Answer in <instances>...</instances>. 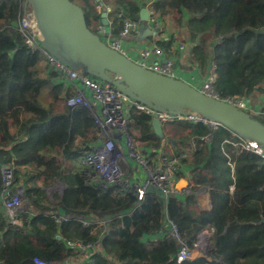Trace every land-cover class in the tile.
<instances>
[{"label": "trees", "instance_id": "obj_1", "mask_svg": "<svg viewBox=\"0 0 264 264\" xmlns=\"http://www.w3.org/2000/svg\"><path fill=\"white\" fill-rule=\"evenodd\" d=\"M24 1L0 0V264H264V160L230 130L173 121L162 124L159 136L151 116L128 110L127 133L149 165L164 158L183 169L178 178L188 190L182 198H165L148 185L139 200L117 182L101 183L74 168L104 138L90 110L67 105L75 90L60 82L40 50L26 44L19 27ZM70 1L99 37V4L111 9L115 37L125 19L142 22L148 2ZM149 9L159 23L156 45L171 58L175 44H189L190 64L203 76L215 66L220 98L264 96V0H154ZM167 24L179 33L164 39ZM3 168L13 170L12 189H23L17 225L4 214ZM122 168L131 179V167ZM48 189L55 190L52 201ZM204 195L208 207L200 204ZM205 231L211 235L203 255L179 261L182 247L199 250Z\"/></svg>", "mask_w": 264, "mask_h": 264}, {"label": "built area", "instance_id": "obj_2", "mask_svg": "<svg viewBox=\"0 0 264 264\" xmlns=\"http://www.w3.org/2000/svg\"><path fill=\"white\" fill-rule=\"evenodd\" d=\"M154 0H150L152 4ZM100 9V7H97ZM110 12L109 7L105 8ZM149 23L156 29L159 27L157 18L152 10H148ZM122 14L119 13V17ZM139 21L125 19L120 33L112 37L110 31L102 23L99 26L100 38L110 48L118 51L138 65L153 71L155 73L179 79L175 71L174 62L166 56V53L159 46L144 48L139 58H135L127 47L126 40L137 34L139 31ZM19 27L24 34L26 44L34 50H40L50 63L53 71L60 78V82L68 87L76 90V94L67 101L69 107L82 106L90 110L97 129L103 135L97 139V144L91 151L85 152L77 161L80 170L90 171L96 181L101 183H119L123 189L133 190L136 192L138 199H143L148 185H153L161 191L165 198L175 196L182 198L187 190H178L179 174L183 170L178 166L176 161H168L161 159L158 165H149V161L145 156L140 154V150L136 148L134 141L127 133V125L129 123L128 110L136 107L144 111L152 119H158L161 124L173 121H186L194 124H205L211 131L221 127L220 124L210 122L193 112H186L183 115H174L169 113H161L152 110L144 105L134 102L129 97L118 91L109 84H101L94 80L91 76H84L80 70H74L60 63L55 57L49 55L40 45V32L37 28L35 15L28 5L27 1L23 2V11L19 21ZM179 51H184L183 45L178 46ZM210 74L203 80L197 88L207 96L227 102L228 104L245 111L246 113L256 117L260 122H264V98L261 107L253 104L249 99L241 97H227L222 99L214 89L216 81L215 66L210 68ZM240 139V138H239ZM204 141L210 140V136L203 138ZM241 140L244 149L253 152L264 160V147L256 143ZM124 165H129L132 169L130 173L131 179H127V175L123 170ZM2 179L5 185V193L3 195V207L6 221L10 225L20 224L17 220V210L20 207L23 198V189H12L13 170L9 168L2 169ZM190 192V191H189ZM64 221L67 217H61ZM60 219H57L60 222ZM88 222H85L87 225ZM171 232L177 240L178 231L176 226L170 225ZM210 235L207 231L200 235L198 247L199 250L205 249L210 244ZM72 247V245L69 243ZM77 250L84 249L80 244L74 247ZM88 249V248H87ZM194 251H189L182 247L178 255L179 261L184 259H192ZM180 255L183 259L180 260ZM35 264H47L39 259H34Z\"/></svg>", "mask_w": 264, "mask_h": 264}, {"label": "water", "instance_id": "obj_3", "mask_svg": "<svg viewBox=\"0 0 264 264\" xmlns=\"http://www.w3.org/2000/svg\"><path fill=\"white\" fill-rule=\"evenodd\" d=\"M40 32V45L49 55L84 76L115 87L136 103L161 113L183 115L193 112L220 124L238 138L264 147V124L225 101L207 96L197 88L138 65L107 46L86 25L83 10L70 0H26ZM106 13L102 23L107 25ZM140 21H149L142 8ZM156 135L162 124L152 120Z\"/></svg>", "mask_w": 264, "mask_h": 264}, {"label": "crops", "instance_id": "obj_4", "mask_svg": "<svg viewBox=\"0 0 264 264\" xmlns=\"http://www.w3.org/2000/svg\"><path fill=\"white\" fill-rule=\"evenodd\" d=\"M149 3H150V0H148V2L145 4V6L143 8H147L149 10V6L151 5ZM97 7H100V9L97 8V11H99V12L104 11V13H106V18H105V21L107 23L106 28L110 31V27H111L112 21H113L112 18L110 17L111 11L107 12L105 9L106 6H103L102 4H99ZM143 23L144 24H142V22L139 23L138 33L129 37L126 40L127 47L129 49V51L132 52V54L134 55V57L136 59L139 58V54L144 48H151L153 46H157L156 40H155L157 37V33H158L157 29L153 25H151V23H149L148 21L143 22ZM168 37H169V35L167 32L162 34V38L167 39ZM181 45L182 44H179V43L175 44L176 55L172 56L170 59L175 64V71L178 75V78L180 80L188 83L189 85H191L195 88H198L201 85V83L203 82V80L205 78H207V76L206 77L203 76L202 73H200V71L198 70V68L193 67L190 64V61H189L188 56L186 54V52L189 50V44L186 47L183 45L185 47L184 51H179L178 46H181ZM72 89H74V88H72ZM75 93H76V90H75ZM73 164H74V168L79 169L76 162H74ZM181 184H182V182L178 181L177 187H179V185H180L179 188H181V191L188 190L187 184L183 187H181ZM200 201H201L200 204L202 206L208 207L209 201H208L207 195L202 196ZM208 234L211 235L209 232H208ZM200 251L201 250H198V254L196 253L198 256L203 255L202 252L200 253ZM194 258H196V255H194Z\"/></svg>", "mask_w": 264, "mask_h": 264}, {"label": "rangeland", "instance_id": "obj_5", "mask_svg": "<svg viewBox=\"0 0 264 264\" xmlns=\"http://www.w3.org/2000/svg\"><path fill=\"white\" fill-rule=\"evenodd\" d=\"M175 31V33H179V31L178 30H175V28L171 25V24H167V27H166V32L168 33V35H170L172 32H174ZM178 37H179V39H181V38H186L184 35H178ZM264 98V96H260V95H255L254 96V98H252V102H253V104H255V105H257V106H259V107H261V105H263V101H261L262 99ZM252 116V115H251ZM254 117V116H253ZM72 169H73V167H72ZM179 182H182V184H181V187H183V186H185L186 185V182H185V180H184V178L183 179H180L179 180ZM179 187H180V185H179ZM178 187V190L179 191H181V188H179ZM63 189V185L62 184H58L56 187H55V190L57 191H60V190H62ZM55 190H46V192H45V195L49 198V200H53V195H54V191ZM22 209V202H21V204H20V207H19V209L17 210V214H18V212ZM198 250H195L194 251V253H193V255H196V257H198ZM200 253H201V251H200ZM203 254V253H202ZM181 259H183V256L182 255H180V260Z\"/></svg>", "mask_w": 264, "mask_h": 264}]
</instances>
